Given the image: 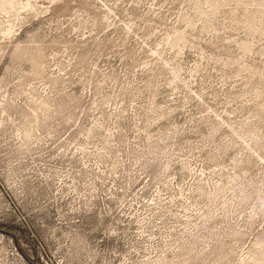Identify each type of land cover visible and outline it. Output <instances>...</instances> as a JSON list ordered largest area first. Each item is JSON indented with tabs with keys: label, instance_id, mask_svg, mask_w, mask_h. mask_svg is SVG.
<instances>
[{
	"label": "rangeland",
	"instance_id": "1",
	"mask_svg": "<svg viewBox=\"0 0 264 264\" xmlns=\"http://www.w3.org/2000/svg\"><path fill=\"white\" fill-rule=\"evenodd\" d=\"M0 264H264V0H0Z\"/></svg>",
	"mask_w": 264,
	"mask_h": 264
}]
</instances>
